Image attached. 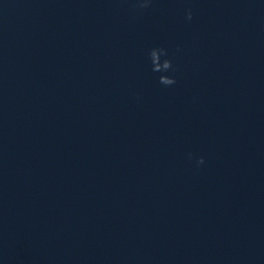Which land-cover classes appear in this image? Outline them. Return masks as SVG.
<instances>
[{"label": "clouds", "instance_id": "obj_1", "mask_svg": "<svg viewBox=\"0 0 264 264\" xmlns=\"http://www.w3.org/2000/svg\"><path fill=\"white\" fill-rule=\"evenodd\" d=\"M153 0H135V8L137 10H145L151 7ZM193 18V12L189 8L186 10V19L191 20ZM169 57V53L166 48L154 47L150 49L148 58L151 64V71L153 73H160L158 80L161 85L172 86L176 83L175 79V67ZM163 58V59H162ZM173 73L169 75L168 73ZM189 158H192V154H189ZM197 165L203 164L204 159L200 157L196 160Z\"/></svg>", "mask_w": 264, "mask_h": 264}]
</instances>
